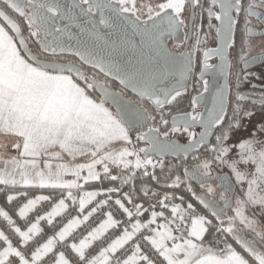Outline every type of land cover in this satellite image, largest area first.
<instances>
[{
    "label": "snow or ice",
    "instance_id": "obj_1",
    "mask_svg": "<svg viewBox=\"0 0 264 264\" xmlns=\"http://www.w3.org/2000/svg\"><path fill=\"white\" fill-rule=\"evenodd\" d=\"M197 9L200 16L207 13L210 29L213 18L220 22L215 27L218 46L203 51L199 71L203 92L192 97V111L172 116V127L161 133L160 125L169 124L163 109L186 91L184 80L194 71L195 53L205 42L195 25ZM259 10H264V0H248L247 4L244 0H207V7L204 0H72L67 5L63 0H0V185L68 189L67 195L61 193L57 200L37 195L19 206L18 216L23 219L41 201L51 202L49 211L37 214L34 222L26 224V231L16 226L9 211L0 207V218L6 222L0 225V241L4 245L0 264H46L49 257L51 264H264V222L258 219L264 216V139L252 136L240 141L236 145L237 159H228L231 133L244 118L254 115L242 102L259 104L264 111V92L259 97L240 93L241 80H246L248 74H237L231 117L226 108L227 84L217 88L211 108L197 111L203 93L209 91L204 74L209 70L230 74L228 50L234 48L233 30L241 14L244 26L237 56L245 67L256 59L249 57V37L253 34L250 17L264 23V12ZM81 18L91 27H81ZM188 21L194 25L193 50L173 53L168 42L175 41L177 33L188 28ZM122 24L132 30L130 36L125 33L118 50L119 56H128L123 62L88 48L73 49L62 42L64 35H70V26L80 27L99 40ZM260 35L264 36V29ZM188 39L185 32L184 40ZM66 51L78 57L79 62L64 60L62 54ZM213 56L220 58V64L208 63ZM260 56L264 58V47ZM85 65L94 70L92 74L84 70ZM177 72L180 79L169 85V79H175ZM109 78L119 82V90L113 89ZM128 92L135 99L128 97ZM197 123L203 129L199 139L189 132ZM178 125L188 132L186 146L168 141L170 133L180 131ZM217 128L218 132L212 131ZM259 131L264 133V124ZM133 133L136 141H144L150 147H136ZM210 135L215 136L214 144L207 141ZM199 147L212 153V157L192 170L185 167L186 179L180 174L174 179L169 174L168 179H172L174 187L186 185L187 192L210 210L209 215L198 212L192 203H185L183 195L165 193L161 198L150 189L142 191L143 197L152 198L147 207L136 202L141 194L134 184L136 170L142 169L141 175H151L152 180L159 181L155 172H148V166L155 169L159 164L161 170L164 167L162 160L153 162L151 151L187 155L189 149ZM85 157L87 160L80 162ZM213 163L230 169L242 195L233 190L226 178L217 186L222 189L219 192L204 182L203 177L212 176ZM241 163L253 168L242 171L238 167ZM85 171L87 174L82 175ZM66 176L72 179H65ZM102 179L130 186L128 192L114 200L121 219L115 217L113 210L105 211L111 196L97 200L102 195L100 191L73 194V189H83L81 181ZM192 180L200 183V194L192 188ZM17 198L8 194L6 200L11 204ZM177 200L179 203L173 202ZM69 201L77 206L76 214L45 242L36 241L29 248V241L43 232L41 221L51 226L55 217L69 209ZM97 213L101 216L96 225L86 229L76 242L74 231ZM146 213L150 215L145 217ZM5 231L19 237L17 246ZM222 233L231 234L248 258L226 240L221 241ZM70 238L72 242L67 243ZM58 242H63V249L69 250L71 257L65 250L57 249ZM94 242H99V247L91 252Z\"/></svg>",
    "mask_w": 264,
    "mask_h": 264
},
{
    "label": "water",
    "instance_id": "obj_2",
    "mask_svg": "<svg viewBox=\"0 0 264 264\" xmlns=\"http://www.w3.org/2000/svg\"><path fill=\"white\" fill-rule=\"evenodd\" d=\"M63 2L67 5V4H71L72 0H63ZM214 10L215 11H219V8L218 7H214ZM212 20H215V18H213ZM79 23L81 24V27H86V28H90L91 27V25H87V24L84 23L83 18H81ZM219 24H220V22L215 20V23L213 24V28L219 26ZM191 26H192V22H191ZM191 26H190V29L188 31V35H189L188 41L184 40V34L186 32V29L181 30L179 33H177V39L175 41H171L170 40L168 42L167 46L170 49V51H172L173 53H176V52H191L189 50V43H190V40H191V37H192V28H191ZM235 30H236V27L233 30L234 31V38H235ZM105 32H107V30H105ZM125 33H127L130 36L131 33H132V30H131V27L129 25L122 24L120 27L112 30L110 34H106L104 36V39H99L98 40V39H95V38L91 37L88 34L87 31L82 32L80 27L70 26L69 27V34L70 35H64L62 37V42L66 46H70L73 49H75V48H81V49L88 48V49L94 50L99 55H103L105 57H108L109 55H111L113 58L121 60V62H123V61L127 60L128 56L127 55H125L123 57L119 56L118 55V50L120 49L121 42H122V39H123ZM105 41H107V43H105ZM170 42L173 43V44H176V45L177 44L182 45L185 42H186V44H185V47H184V49L182 51H175V50H173L171 48ZM113 45L115 46V48L113 47ZM217 46H218V40H217L215 46L206 47L205 49L215 48ZM228 51H229L230 56H231V49H229ZM62 55H67V56L73 57L75 59L74 62H79V58L73 56L70 52L66 51ZM129 55H131V54L129 53ZM202 56H203V53H202ZM255 57H256V59L252 61V64H257V63L262 62L264 60V58H262L261 56H255ZM202 60H203V58H202ZM212 60H216V62L213 65L220 64V62H221L220 58L218 56H213L212 58H210L208 60V62H210ZM229 60H230V57H229ZM230 64H231V60H230ZM85 68H90L91 69V67L87 66V65L84 66V70H85ZM95 71H98V70H95ZM174 71H175V69H174ZM229 72H230V69H229ZM190 75H191V73H189L187 75L186 79L184 80V84H185L186 90H187L188 81L190 79ZM178 79H180V76H179V74L177 72V74L175 76V79H171V78L169 79V81H168L169 85L175 84L176 80H178ZM197 79L202 84V89H201L200 92H198L194 96H197V95H199L200 93L203 92V81L199 78V73L197 75ZM203 79L208 81L209 91L206 92V93H203V98L201 99V102H200V105L197 108V111L205 112V108H211L212 105H213V96H214L217 88L222 87L225 84H227V86H228L227 87V91H226V96L228 98V103L226 104V108L228 110V107L230 105V92H231L230 83H229V75L228 76H224V75H222L219 72H214L212 70H209L208 72H206L204 74ZM109 81H112V82L116 83L119 86V89H120L121 86L119 85L118 81L112 80L111 78H109ZM113 89L114 90H119V89L114 88V87H113ZM126 95L128 97L132 98V99H135V96H133V94L131 92L126 93ZM190 111H192V108L189 109V110L177 112V113H174L173 115H171V117L169 119L170 126L172 127V122H171L172 116L178 115V114L184 113V112H190ZM225 121H226V119H225ZM178 127L183 128L181 125H178ZM189 130H191V132H194L196 134V138L199 139V134L201 133V131L203 129H202V126L199 123H197V124L192 125L189 128ZM196 130H198V131H196ZM218 130L219 129L217 128V129H213L212 131L213 132H217ZM161 133H162V130H161ZM189 139L190 138H188L187 140H182L178 136H169L168 137V141L169 142H173L174 141L175 143H177V144H179L181 146L188 145ZM213 139H214V135H210V136L207 137V141L210 144L212 143ZM161 140H163V136L162 135H161ZM142 142H144V141H142ZM144 143L147 145V147H150L146 142H144ZM202 149H204V148L203 147H199V148H196V149H189L187 155H185L183 152H176L174 154L170 150H165V152L163 154H161V153H159L157 151H151L150 152V157L151 156H155V157H158L160 159H171V158H173V159H182V158L188 159L192 154H194V153H196V152H198V151H200ZM192 169H193V167L189 168V170H192ZM225 178L227 180V183L229 185H232L233 186V190L238 194V192H237V184L233 180L231 173L228 172V171L220 172V171H218L217 169L214 168L213 172H212V176L210 178L209 177H203V180H204L205 183L216 181L217 182V186H218V185H220L223 182V180ZM192 181L197 183V184H200L198 181H195V180H192ZM218 189H221V188H218ZM208 211L210 212V210H208Z\"/></svg>",
    "mask_w": 264,
    "mask_h": 264
},
{
    "label": "built area",
    "instance_id": "obj_3",
    "mask_svg": "<svg viewBox=\"0 0 264 264\" xmlns=\"http://www.w3.org/2000/svg\"><path fill=\"white\" fill-rule=\"evenodd\" d=\"M204 3L206 4V0H204ZM202 18H203V16H200L199 12H198V21H199L198 22V26H199V30L201 28ZM69 57L70 56L63 55V59L64 60H68ZM173 114H174V112H171V113L167 114L166 115V119H168V121H169L171 115H173ZM161 127H162V125H160V128ZM214 143H215V137H214V139H213L211 144H214ZM136 147H147V145L143 142L142 145H137ZM208 154H210V152H208L206 150H205V152H204V150L203 151L200 150V151L192 154L188 159H184V158H182V159H173V158H171V159H160L158 157L151 156L150 158L153 160L154 163H156L157 161H161L162 160L164 167H163V170H161L159 164H157V167L155 169H153L151 166H148L147 170H148V172L150 174L152 172H155V174L157 176H160V175L168 173L169 170H173V169H184L185 167H187L189 169V168L194 167L199 161H201ZM143 155L144 154L142 153L141 156H143ZM170 160H172V162H169ZM98 170H101L99 168V166H98ZM115 171L116 170L113 169V173L114 174H115ZM136 171H137V177H136V179L134 181V184H135V188L137 189L136 184H137L138 179H145V178H149V177L151 178V175H148V176L141 175V173L143 171L142 169L141 170H136ZM86 174H87L86 171L82 173V175H86ZM112 182H113V184L110 185V186L95 188L92 191H100L102 193V195L97 197V200L107 199L108 196H111L112 199L109 201V205L106 206L105 211L113 210L114 214H115V217L117 219H121L122 218L121 217V213L115 211L116 206L114 205V200L116 198H119L122 195L123 192H128L130 186H125V185L121 184L120 181H112ZM81 184H83V186H84L86 183L81 181ZM114 188H119L120 192H112V191H110L111 189H114ZM149 189L151 191H153V192L158 193L161 198L163 197V195L165 193H167L170 196L174 195L172 191H169V190H166V189H162V188H157V187L144 188V189H142V191L143 190H149ZM67 191H68V189H53V190H50V191H45V190H18V191H14V192L10 193L12 195H17L18 196V198L15 201H13L11 204L7 203V206H4V205H2L0 203V207H3V208H5V210L9 211L10 214H12L13 219L16 221V226H19V227H21L22 230L26 231V224L28 222H34L35 217H36L37 214H41L42 215L46 211H49L50 207H51V202L50 201H41L23 219H21L18 216V207L19 206H22L23 203H25L27 199L34 198L37 195H48V196L52 197L53 200H57V199L60 198L61 193H63L64 195H67ZM142 191H140L141 194H140V196L137 197V201L136 202L143 204L144 207H147L148 206V202L152 198H151V196L143 197L142 196ZM73 194L77 195L74 192H73ZM133 195L135 196L136 194L134 193ZM173 202L174 203H178L176 201H173ZM68 203L70 204L69 209L67 211H65L64 213H62L60 216L55 217L54 220H53V224L51 226L48 225L47 221H41V228L43 229V232H42V234H39V235L33 237V241H29V243H28V247L29 248H31L33 243L36 242V241H39L41 243L45 242V240H46V238L48 236L53 235L54 232L58 231L59 228L63 225V223H65L67 221V219L71 218L73 215L76 214L77 206H72L70 201ZM128 206L131 207L130 205H128ZM157 210L159 211L160 209L157 208ZM170 210L171 209L169 207V209L166 211V215L168 214V212H170ZM149 215H150V213H146L145 217H147ZM100 216H101V213L94 214V216L92 218H90V220L87 222V224L81 226L80 228H78V229H76L74 231L73 238L76 240V242H78L79 238H81L82 235L86 234V229H90V227L96 225V223L100 219ZM145 217H142V219H144ZM158 222H159V220H158ZM0 225H6V222L3 221V218H0ZM5 234L9 235V237L13 240L14 246H17V241L19 240V237L17 235H15L14 233L10 232V231H5ZM73 238H70L67 241V243L72 242ZM3 246H4L3 242L0 241V250H2ZM20 247L23 250V246L21 245ZM98 247H99V242H94L93 247L90 249V251L91 252H95ZM57 249H63V242H58L57 243ZM63 250L66 251V254H67L68 257L72 256V253L69 250H67V249H63ZM46 264H51V257L46 258Z\"/></svg>",
    "mask_w": 264,
    "mask_h": 264
},
{
    "label": "flooded vegetation",
    "instance_id": "obj_4",
    "mask_svg": "<svg viewBox=\"0 0 264 264\" xmlns=\"http://www.w3.org/2000/svg\"><path fill=\"white\" fill-rule=\"evenodd\" d=\"M248 0H244V3L247 4ZM205 7H207V0H206V4ZM264 12V10H259ZM198 12L199 9L196 10V20H195V25H198ZM186 16L188 15L187 13L185 14ZM251 20V24L250 27L253 29V34L249 37L250 40V51H249V57H255V56H260L261 53V49L262 47H264V44H262V41H264V36L260 35V32L262 29H264V23L261 22V20L257 19L256 17H250ZM215 23V20L211 21V24L213 25ZM191 26V22L188 21V28L187 31H189ZM244 26V21H243V14H241V18L239 21V24L236 26V30H235V45L234 48L231 49V56H230V60H231V68H230V74H229V83H230V105L228 107V117H231L232 115V108L234 107V101H235V95L237 92V88H236V77L237 74H239L241 77H243L245 74H248V78L246 80L242 79L241 83H240V88H239V92L245 95H250V96H255V97H259V95L264 92V60L262 62H259L257 64H252V62L247 66H243L241 64V62L238 59L237 53L239 52L240 49V40H241V30ZM192 37L189 43V50H191V46L193 45V41H194V25L192 22ZM207 34V35H205ZM200 35L202 37V39L205 42H202L201 45L199 46V54L203 53V50L206 48V44L208 43L207 47L210 46H215L217 39H216V33H215V28H209V20L207 17V13H204L203 18H202V22H201V28H200ZM185 44L179 45V47H176V44H173L170 42V46L173 50L175 51H182L185 47ZM203 56L201 57L199 63H198V67H199V71H200V67H201V61H202ZM74 59V58H73ZM75 60V59H74ZM216 62V60H212L210 62H208L209 64H214ZM196 85L198 89H201V87L199 85H202L199 80H197ZM243 106L245 108H248L250 110H252L254 112V115L251 117H246L244 118L242 121H252V120H256V117H264V111L261 110V107L259 104L253 106L249 101H245L242 102ZM188 110V109H187ZM228 119L226 118V121ZM225 121V122H226ZM191 131V130H189ZM198 131V130H196ZM219 131V130H218ZM217 131V132H218ZM215 137V136H214ZM217 169L220 172H224L225 170L216 168V167H212V172L213 169ZM208 183H215L217 186V182L216 181H212V182H208ZM207 183V184H208ZM221 190V189H220ZM237 192H238V187H237ZM238 194H240L238 192ZM258 219L261 222H264V216L260 217L258 216Z\"/></svg>",
    "mask_w": 264,
    "mask_h": 264
},
{
    "label": "trees",
    "instance_id": "obj_5",
    "mask_svg": "<svg viewBox=\"0 0 264 264\" xmlns=\"http://www.w3.org/2000/svg\"><path fill=\"white\" fill-rule=\"evenodd\" d=\"M21 23L23 24L22 21H21ZM24 32H25V34H27L26 25L24 26ZM200 56H201V53H200ZM68 60L74 61L73 57H69ZM85 71L88 72L89 74H92L94 70L90 69V68H85ZM102 77L103 76L101 75L100 78H102ZM93 95L95 96L98 94L93 93ZM189 106H190V97L187 94L183 93L180 97L177 98V100L172 105L166 106V108H171L174 110V113H177V112H181V111H185V110L189 109ZM227 123H228V120L225 122V126H227ZM242 127H243V121H241L240 127L238 129H235L231 134H234V133L238 134V133L242 132ZM133 135L135 136V133H133ZM142 144H143L142 141H136L135 140V142H134V145H136V146L142 145ZM169 162H172V160H170ZM238 167L242 171H244L243 165L239 164ZM183 171H184V169L169 170L168 173L159 176L160 177L159 181L152 180L150 177L145 178V179H138L137 184H136L137 190L142 191V189H144V188L157 187V188H162V189L172 191L173 194L177 197L183 195L185 203H189V202L192 203L196 207V210L198 212L205 214V215H209L210 212L207 209H205L202 205H200L199 202L194 197H192V195L190 193L187 192L186 185H181L180 187L172 186V179L175 178V175L180 174L182 176V178H184L183 177ZM169 174H171L172 179H168ZM184 179H186V178H184ZM189 182L191 183L192 188L194 190H196L197 194H200V192H201L200 184H197L193 181H189ZM112 184H113V182L111 180L102 179L100 181L90 183L88 187L90 189H95V188H99V187H107V186H110ZM53 189H60V188H53ZM53 189L47 188V187H41V186L39 187V186H18V185L4 186V185H0V203L4 206H7L6 197L8 194H10L11 192H14V191H18V190H45V191H50ZM217 190L221 191L218 188H217ZM176 202L179 203L178 200ZM231 214L232 213L229 212V215H231ZM219 239L221 241L226 240L228 243L232 244L233 247L237 251H240L242 254H244L246 256V258H248V254L246 252H244L242 246L239 245L235 241V239L231 236V234H228V233L219 234ZM219 246H221V245H219Z\"/></svg>",
    "mask_w": 264,
    "mask_h": 264
},
{
    "label": "rangeland",
    "instance_id": "obj_6",
    "mask_svg": "<svg viewBox=\"0 0 264 264\" xmlns=\"http://www.w3.org/2000/svg\"><path fill=\"white\" fill-rule=\"evenodd\" d=\"M196 26H198V25L196 24ZM186 32L188 33L187 29H186ZM194 44H195V36H194L193 45L191 46V50L190 51L193 50ZM207 45H208V43L206 44L205 47H207ZM201 57H202V55L200 56L199 52L196 51L195 57H194L195 69H194V71L191 72L190 79H189L188 85H187V90L184 92V94H187L190 97L189 109H191V99H192V97L195 94H197L198 92H200L201 89H202V85H199L201 87V89H198L197 88L198 85H196V82L198 80L197 79V75L199 73L198 63H199ZM101 79H103V77ZM109 83L114 88L119 89V86L116 83H114L112 81H109ZM163 111L165 112V115H167V114H169L171 112H174L173 109L166 108V107L163 109ZM262 117L263 116L256 117V120L254 119V120L249 121V122L243 121L242 132H240L238 134L237 133L231 134L230 139L228 141V144H229V146L231 147L232 150L230 151V154L228 155V159H230V160L237 159L238 148L236 147V145L240 141L252 138V136H255L258 139H264V133H260V131H259V128H260L261 124H264V120H262ZM170 128H171L170 124H168L167 127L162 126L161 127L162 133L164 131H168ZM189 132H191V131H189ZM169 136H178L182 140H187L189 138L188 132H185L183 130V128H180V131H178V132L170 133ZM204 152H205V149H204ZM211 157H212V154L210 153L207 156H205L202 160L210 159ZM85 160H87V157L83 158L80 162H84ZM201 161H199L198 163H200ZM241 165L244 166L243 167L244 170H251L253 168V166L251 164L245 165V164L241 163ZM212 167H216V168H219V169H222V170L230 172V169L227 166L221 165L219 163H213ZM232 178L235 181V178L233 176H232ZM208 184H211L213 187H217L215 183H208ZM244 186L246 187V184ZM237 187H238V192L240 193V185H237ZM217 192H219V191L217 190ZM240 194L242 195V193H240ZM260 217H263V216H260ZM221 247H222V244H221Z\"/></svg>",
    "mask_w": 264,
    "mask_h": 264
},
{
    "label": "crops",
    "instance_id": "obj_7",
    "mask_svg": "<svg viewBox=\"0 0 264 264\" xmlns=\"http://www.w3.org/2000/svg\"><path fill=\"white\" fill-rule=\"evenodd\" d=\"M133 135V134H132ZM134 142H135V136L133 135V144H134ZM13 154H15V153H13ZM86 161V160H85ZM84 161V162H85ZM65 179H72V177L71 176H66L65 177ZM92 182H96V181H90V182H87L84 186H83V189L82 190H80L79 192L76 190V189H73L72 191L75 193V194H77L78 196L79 195H82L83 194V191H92L93 189H90L88 186H89V184L90 183H92ZM18 186H38V185H18ZM40 187V186H39ZM47 188H52V187H50V186H46ZM53 189V188H52Z\"/></svg>",
    "mask_w": 264,
    "mask_h": 264
}]
</instances>
